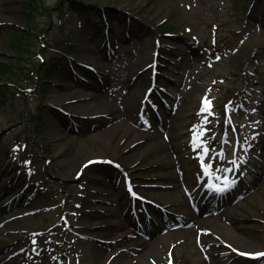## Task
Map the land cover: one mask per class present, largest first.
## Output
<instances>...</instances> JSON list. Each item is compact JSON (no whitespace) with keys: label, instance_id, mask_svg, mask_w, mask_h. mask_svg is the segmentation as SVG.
I'll list each match as a JSON object with an SVG mask.
<instances>
[{"label":"rangeland","instance_id":"rangeland-1","mask_svg":"<svg viewBox=\"0 0 264 264\" xmlns=\"http://www.w3.org/2000/svg\"><path fill=\"white\" fill-rule=\"evenodd\" d=\"M1 92L0 264H264V0H0Z\"/></svg>","mask_w":264,"mask_h":264},{"label":"trees","instance_id":"trees-1","mask_svg":"<svg viewBox=\"0 0 264 264\" xmlns=\"http://www.w3.org/2000/svg\"><path fill=\"white\" fill-rule=\"evenodd\" d=\"M71 3H77L78 5H79V7L81 8V9H84V10H86V11H88V12H90V11H96V12H99L100 11V9L98 8V7H91V6H87V5H85V3H81V2H75V1H71ZM105 13L108 15V16H111V12H110V10L109 9H105ZM21 35H17V37H20ZM23 36V35H22ZM56 42V44L58 45V44H60L59 43V41L57 40V41H55ZM65 44V46L66 47H68V48H71V46L69 45V43L67 44V42L66 43H64ZM11 46H12V48L14 49V50H16L18 53H20L21 51H23L24 50V45H23V43H21V40L18 38H16V39H14V41L11 43ZM52 63H54L53 61H49L48 63H46L45 65H42V63L40 64L39 63V66L41 67V70L43 71L44 69H47L48 67H50L49 68V73H45L44 75H45V77H44V83H43V85L44 86H46L47 85V82H48V79L50 78V76H51V66H55V64H52ZM5 93H3V92H1L0 93V96L2 97V98H4L3 97V95H4Z\"/></svg>","mask_w":264,"mask_h":264},{"label":"bare ground","instance_id":"bare-ground-1","mask_svg":"<svg viewBox=\"0 0 264 264\" xmlns=\"http://www.w3.org/2000/svg\"><path fill=\"white\" fill-rule=\"evenodd\" d=\"M69 99H70V98H69V95L67 94V95L65 96L64 100H69ZM117 105H118V109H121L123 115L126 116V115H127V111H126V105H125V102H123V101H117ZM112 184H113V186H117L118 189H119L120 186H118V185L121 184L120 178H119V177L114 178V179L112 180ZM108 239H109V240H112V241H110V242H114V239H115V238L111 237V238H108ZM160 243L163 244L164 241H162V242H160ZM158 244H159V243H158Z\"/></svg>","mask_w":264,"mask_h":264},{"label":"snow or ice","instance_id":"snow-or-ice-1","mask_svg":"<svg viewBox=\"0 0 264 264\" xmlns=\"http://www.w3.org/2000/svg\"><path fill=\"white\" fill-rule=\"evenodd\" d=\"M218 59H219V57H218ZM204 105H205V106L202 108V111H208V109H209V107H210V102L207 101V100H205V101H204ZM226 107H227V106H226ZM195 140H196V137L194 136V142H195ZM195 146H197V145H195V143H194V147H195ZM204 152H205V153L208 152V149H207L206 147L204 148ZM232 163L235 164V161H232ZM207 167L210 168L211 165H208ZM206 171H207V168H206ZM227 171H231V169H228ZM217 191H221V189H217ZM245 255H247V254H245ZM258 255L264 256V253H261V254H258Z\"/></svg>","mask_w":264,"mask_h":264}]
</instances>
